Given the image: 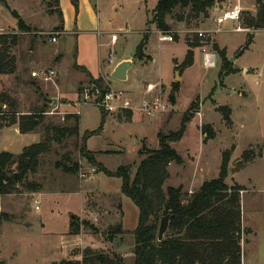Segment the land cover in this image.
I'll list each match as a JSON object with an SVG mask.
<instances>
[{"label": "rangeland", "instance_id": "obj_1", "mask_svg": "<svg viewBox=\"0 0 264 264\" xmlns=\"http://www.w3.org/2000/svg\"><path fill=\"white\" fill-rule=\"evenodd\" d=\"M214 1L207 16H194L189 7L175 8L167 16L170 28L166 31L148 23L158 0H94L102 24L101 47L97 40H87L78 58L77 39L61 34L60 9L63 22L67 15L62 2L59 8L56 0H0V36L19 37L12 49L17 69L13 74L0 75V92L7 94L1 106L8 120L13 116L10 111H17L18 117L45 106L46 123H61L68 114H79L80 134L92 132L87 147L97 162L113 172L130 166L132 174L144 158L141 150L157 149L159 132L178 130L183 117L190 116L181 140L171 143L183 162L170 164L164 187L198 189L203 181L219 176L223 153L227 152L225 181L229 186L240 184L244 188L242 264H264V27L256 25L257 0ZM234 7L241 9L239 19L218 25L216 17ZM20 20L27 29L20 28ZM147 31L150 34L144 56L135 58L128 79L113 78L116 64L122 58L135 57ZM114 33L119 38L117 43L111 41ZM163 34L173 35V41L162 40ZM54 36L58 41L52 40ZM196 40L199 45L194 63L180 70L177 80L176 66L183 63L190 42ZM214 44L225 49L229 60L235 58L231 63L236 72L220 76L223 61ZM205 49L216 54V66H205ZM102 60L107 67L101 78L110 90L124 91L133 104H140L146 85L161 82V87L146 97L161 96L170 101L171 109L149 116L135 108L131 118H125V110H104V115L97 104L85 99V89L91 92L96 85L75 64L101 67ZM47 69L56 71L48 81L32 75L33 71ZM175 82H179V91L173 88ZM219 106L231 108L232 123H227ZM204 125L211 126L215 137L205 139ZM37 131L20 133L13 124L3 127L0 153H21L25 146L42 139V126ZM74 140L54 143L51 151L41 156L36 170L18 184L17 192L0 195V213L12 217L0 225V262H77L82 260L83 251L91 248L119 255L122 264H135L133 231L138 225L139 208L122 192V178L89 163ZM67 151L80 165L77 173L56 167ZM93 166L96 171L91 173ZM73 220L81 225L78 234L71 233ZM120 230L123 233L117 234Z\"/></svg>", "mask_w": 264, "mask_h": 264}, {"label": "trees", "instance_id": "obj_2", "mask_svg": "<svg viewBox=\"0 0 264 264\" xmlns=\"http://www.w3.org/2000/svg\"><path fill=\"white\" fill-rule=\"evenodd\" d=\"M75 4L77 6L76 0ZM59 6V0H56ZM258 2L257 26L264 27V0ZM215 5L214 0H158L153 17L148 23H155L158 28L169 30L167 16L172 14L175 8L189 7L194 16L203 14L207 16L209 9ZM61 30L63 29V16L60 10ZM183 20V16L179 17ZM20 28L27 29L20 20ZM150 32L147 31L135 53V58L144 56ZM175 37H177L175 35ZM19 37L16 34H2L0 36V75L13 74L17 69L16 57L12 49L17 46ZM198 40L190 42L183 63L176 66L177 70L194 63L195 48ZM251 41L248 42L250 44ZM222 57L223 65L220 76L236 72L226 55L225 49H220L214 44ZM80 69L84 67L76 64ZM90 81L100 87L107 86L103 79L89 76ZM104 84V85H103ZM179 82L173 84L175 91H179ZM7 101V94L0 92V129L6 125L18 124L21 133L38 132L42 126L43 136L39 142L24 147L22 153L14 154L9 151L0 153V195H8L18 191V184L27 173L36 170L41 156L49 153L53 144H63L69 139H75V146L80 154L89 163L98 166L99 170L108 175L122 178V192L130 197L139 208V219L136 229L133 231L135 238V264H242V237L244 228L242 224V195L243 187L240 184L229 186L227 177V165L229 154L223 153L220 173L217 178L206 180L201 187L194 192L184 191L182 186L164 187L170 176L169 166L173 162L182 163L183 159L172 142L181 140L190 121V116L185 115L178 130L168 133L159 132L157 149L144 148L141 150L144 158L139 163L134 174L130 166H121L116 171L107 170L98 163L93 151L87 147V140L92 132L80 134L79 114H68L64 122H45V108L36 112L20 114L17 111L8 113L13 116L8 120L4 115L2 103ZM13 106V102H11ZM227 123H232L231 108L219 106ZM105 115V111L101 109ZM133 112L125 110V118H131ZM8 120V121H7ZM2 121H6L4 124ZM206 134V140L215 137V132L210 125L202 128ZM246 158L248 153H244ZM27 159L29 162H27ZM13 165L16 170H13ZM56 167L67 173H77L80 165L74 161L70 151L65 152L56 162ZM21 172V177L16 178L15 173ZM33 189L38 187L31 183ZM171 214L170 225L164 238L158 240L159 224L162 216ZM12 217L7 212L0 213V225L11 221ZM73 234H78L81 228L76 220L72 222ZM123 233L120 230L117 234ZM83 258L77 262L64 261L62 264H122L121 257L117 254L109 255L86 248Z\"/></svg>", "mask_w": 264, "mask_h": 264}, {"label": "built area", "instance_id": "obj_3", "mask_svg": "<svg viewBox=\"0 0 264 264\" xmlns=\"http://www.w3.org/2000/svg\"><path fill=\"white\" fill-rule=\"evenodd\" d=\"M241 14V9L239 7L229 8L221 12L220 15L216 17V21L218 25L223 24L228 19H239ZM200 36H204L203 32H200ZM162 40L173 41V35L163 34L160 36ZM117 35L114 33L111 36L112 43L117 41ZM52 40H57V37L54 36ZM111 60V59H110ZM204 64L206 67H214L217 64L216 54L214 52H209L206 49L204 50ZM33 76L42 77L44 80L48 81L52 79L54 75H56V71L53 69H47L39 71H33ZM95 83V82H94ZM161 82L154 83L150 82L146 85V88L141 96L140 104H133L131 98L124 91H112L109 88V84L107 86L100 87L95 83L96 88L90 92L89 88L85 89V99H91L94 104L108 113L121 111V110H135V108L139 112H143L149 116L153 114L163 113L169 111L172 107V104L167 99H163L161 96H156L154 98H147L146 95L156 91L159 87H161ZM161 93L162 90H159ZM137 103V101H136ZM91 173L96 171V167H92L90 169ZM39 208V205L36 206Z\"/></svg>", "mask_w": 264, "mask_h": 264}, {"label": "crops", "instance_id": "obj_4", "mask_svg": "<svg viewBox=\"0 0 264 264\" xmlns=\"http://www.w3.org/2000/svg\"><path fill=\"white\" fill-rule=\"evenodd\" d=\"M60 2L63 3L64 11L65 10L67 11L66 19L64 18L65 20L63 22V29L61 30V34H66L67 37L74 36L77 39L78 58L81 56V52H82L81 47H83V49L85 48V42L87 40H93V41L97 40V45L101 47L100 35L102 34V29H101L102 24L97 12L98 10L97 3H95L94 0H76L77 6L74 7L75 4L74 0H59V8H60ZM76 8L77 9L79 8L78 11L76 10ZM68 12H70V15L68 14ZM118 41L119 38L117 39L116 43ZM103 61L104 60L101 61V67L99 65H98L99 67L93 65L92 68H90L88 67L90 64L86 65L85 62L80 63L78 65L84 67L87 70L84 71L81 69L86 74L88 79L89 76H92L93 78L97 79L101 76H104L106 73L105 67L107 66L104 64ZM75 64L77 63L75 62ZM13 125H16L17 130L20 132L18 124H13ZM203 183L204 181L199 184L198 189L201 187ZM187 189L189 192H194L198 190L195 187H191V186Z\"/></svg>", "mask_w": 264, "mask_h": 264}, {"label": "water", "instance_id": "obj_5", "mask_svg": "<svg viewBox=\"0 0 264 264\" xmlns=\"http://www.w3.org/2000/svg\"><path fill=\"white\" fill-rule=\"evenodd\" d=\"M235 60L234 57L231 58L230 61ZM135 62V57H129V58H124L121 59L115 66L112 72V77L121 81H126L128 79V72L132 65ZM177 80H180L181 75H180V70L177 71L176 74ZM54 102L56 100L54 99ZM28 162V160H27ZM21 172H16L15 176L18 178L20 176ZM170 219H171V214H166L162 216L159 224V230H158V240H162L168 231L169 225H170ZM104 234V232H103ZM0 264H4L3 261L0 262Z\"/></svg>", "mask_w": 264, "mask_h": 264}]
</instances>
